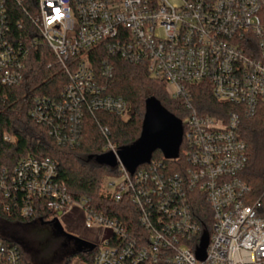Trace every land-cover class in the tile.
I'll return each instance as SVG.
<instances>
[{
  "label": "built area",
  "instance_id": "2783aa9c",
  "mask_svg": "<svg viewBox=\"0 0 264 264\" xmlns=\"http://www.w3.org/2000/svg\"><path fill=\"white\" fill-rule=\"evenodd\" d=\"M263 12L264 0H0V87H21L40 49L53 58L47 69L56 65L67 78L61 93L33 96L28 111L58 144H75L88 115L129 113L108 92L117 60L144 66L185 111L182 157L167 160L179 171L153 161L131 173L118 159V175L104 179L103 199L129 207L121 215L88 197L74 200L59 183L57 163L39 149L0 170L5 212L26 220L44 209L58 213L48 222L78 208L86 228L109 235L94 245L93 264H264L263 205L248 203L239 114L202 115L193 97L207 86L218 102L249 115L264 105ZM102 132L117 156L108 129ZM0 141L16 138L4 131ZM0 264L28 263L0 240Z\"/></svg>",
  "mask_w": 264,
  "mask_h": 264
},
{
  "label": "trees",
  "instance_id": "16d2710c",
  "mask_svg": "<svg viewBox=\"0 0 264 264\" xmlns=\"http://www.w3.org/2000/svg\"><path fill=\"white\" fill-rule=\"evenodd\" d=\"M29 62L28 77L21 87L15 89L0 87V132H10L16 138L14 143L0 141V170L4 167L13 168L19 160L39 149L41 156L57 163L59 183L74 200L88 197L97 208L104 206L107 211L113 210L114 213L111 214L113 217L121 215L122 211L129 207L124 208L106 202L101 195L104 179L107 176L118 175V169L101 166L95 160H89L90 156L95 157L107 152V140L102 132L103 128L108 129L109 141L118 150L132 145L139 139L148 99L156 98L164 108L180 120L185 117L182 103L172 100L165 92L164 83L151 78L144 66L117 60L114 76L108 82V92L129 104V119L124 121L120 116L104 112L88 115L83 121L82 133L78 141L73 145H60L49 136L46 128L30 119L28 111L33 96L61 93L67 84V78L56 65L53 69H47L49 63H53L49 50L40 49L33 52ZM193 97L195 107L202 115L227 119L231 113L239 114V135L247 145L249 157L242 179L251 189L248 203L261 199L263 205L261 214L264 215V105L259 106L254 115H249L238 106L218 102L211 88L207 86L194 88ZM182 153L183 146L180 147V158ZM153 161L166 162L171 171H179V163L167 161L160 151L152 155L150 162ZM4 205L5 200L0 193V223L4 224L0 228V240L17 246L28 264H36L34 259L32 262L27 260V246L33 242L23 232L29 231L32 225H27L35 221L46 223L51 215L56 219L58 213L53 214L44 209L35 218L26 220L16 213L5 212ZM48 222L54 223L56 220ZM8 224L15 226L7 229L5 227ZM19 232L23 235L21 236ZM96 251L89 248L76 250L70 253L65 264H71L74 260L93 264ZM40 263L56 264V261L51 257H44Z\"/></svg>",
  "mask_w": 264,
  "mask_h": 264
},
{
  "label": "water",
  "instance_id": "95a60500",
  "mask_svg": "<svg viewBox=\"0 0 264 264\" xmlns=\"http://www.w3.org/2000/svg\"><path fill=\"white\" fill-rule=\"evenodd\" d=\"M182 140V120L171 114L156 98H150L146 101L142 132L139 139L130 146L118 149V157L113 152H106L99 156H90L89 160H95L97 164L112 169L118 166L120 160L133 173L137 167L150 163L152 155L157 151H160L166 160L177 159ZM208 244V235L205 234L196 252L198 259L205 260ZM94 247V245L85 244L78 251L85 248L93 250Z\"/></svg>",
  "mask_w": 264,
  "mask_h": 264
},
{
  "label": "rangeland",
  "instance_id": "374dc122",
  "mask_svg": "<svg viewBox=\"0 0 264 264\" xmlns=\"http://www.w3.org/2000/svg\"><path fill=\"white\" fill-rule=\"evenodd\" d=\"M165 92L169 96L166 87ZM122 119L127 121L129 119V113ZM120 179L118 176L115 178L117 181ZM2 225L4 224L0 223V228L3 227ZM30 225H32V228L29 231L23 232L33 242H30L27 246L29 256H27V260L32 262L34 259V261L36 260V264H39L40 260L43 261L44 257H51V259L56 261V264H65L67 258L71 255L70 253L81 249L82 245H97L109 236L106 231L86 228L83 215L76 207H73L68 213L58 217L57 222L41 223L35 221L27 226ZM14 226L8 224L5 228L8 229ZM19 234L21 236L23 235L22 232H19ZM47 260L51 262L50 259ZM71 264H79V262L78 260H74ZM80 264L84 263L81 262Z\"/></svg>",
  "mask_w": 264,
  "mask_h": 264
}]
</instances>
